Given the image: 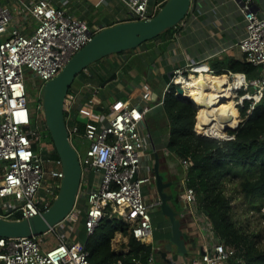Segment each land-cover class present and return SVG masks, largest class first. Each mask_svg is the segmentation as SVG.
<instances>
[{
	"label": "built area",
	"instance_id": "1",
	"mask_svg": "<svg viewBox=\"0 0 264 264\" xmlns=\"http://www.w3.org/2000/svg\"><path fill=\"white\" fill-rule=\"evenodd\" d=\"M120 1L127 8L131 20L149 19L159 6L157 0ZM238 6L244 16L245 34L237 46L245 61L257 66V75L249 78L244 72L229 69L220 72L203 62H191L174 68L167 82V87H175L176 97L179 95L176 89L180 87L183 89L180 96L192 101L188 95V83L192 77L198 78L202 73L217 78L225 76L219 84L231 93L238 121L225 128L227 135L212 136L206 130L216 127L213 124L218 120L203 114L204 129L198 128L196 106L193 127L197 134L219 141L233 139L244 119L258 102L264 100V15L259 16L252 10L250 0H239ZM28 10L37 21L33 31L25 34L17 28L8 30L12 14L8 6L0 3V199L8 198L7 203L12 206L0 204V214L9 218H28L45 210L55 197L62 177L59 158L51 156L53 149L37 142L42 132L32 125L36 113L29 103V76L39 93L43 84L57 75L91 36L86 21L64 12L54 0H36ZM6 31L8 35L3 36ZM83 71L90 75L87 68ZM36 79L39 83H35ZM71 87L64 103L69 137L71 139L78 134L88 142L85 154L80 157L82 168L101 172L98 185L86 195L85 231L92 233L107 214L125 221L129 233L138 241L145 242L153 231L151 208L160 204L159 198L146 200L142 189L151 177L154 179V173L140 172L149 138L141 126L151 109L148 104L152 98L151 89L144 84L137 103L129 99H114L104 104L98 95L100 86L88 81L75 90ZM79 97L83 100L78 102ZM38 107L41 109L40 103ZM74 107V113L82 119V128L69 123V113ZM241 110L245 111L244 115H241ZM48 134L46 131L43 135L48 137ZM43 151H46L44 155H39ZM180 164L184 168L180 191L184 206L178 215L191 218L202 243L200 252L191 254L178 264H231L232 259L239 260L236 248L215 234L206 213L197 204L195 191L187 184V167L192 161L180 157ZM136 172L138 174L132 180ZM38 192L42 195L38 196ZM79 214L75 206L64 220L71 223L78 219ZM48 231L55 235L56 242L51 245L48 242L43 245L40 235L0 236V264H91L82 241L61 236L55 231V226ZM133 260L137 264H156L153 252L147 254L145 261L137 256Z\"/></svg>",
	"mask_w": 264,
	"mask_h": 264
},
{
	"label": "crops",
	"instance_id": "2",
	"mask_svg": "<svg viewBox=\"0 0 264 264\" xmlns=\"http://www.w3.org/2000/svg\"><path fill=\"white\" fill-rule=\"evenodd\" d=\"M35 1L0 0L2 5L10 8L12 14L8 30L10 28H17L25 34H30L33 31L37 21L29 13L28 6L32 5ZM54 1L64 12L86 21L92 32L99 30L103 26L127 20L126 7L120 0ZM238 1L191 0L185 17L178 23L176 28L163 36L147 40L131 50L112 53L89 65L87 69L95 77L92 83L100 86L102 89L103 95L99 94L101 101L104 104H109L114 99H129L133 103H137L140 100L142 86L146 84L151 89L152 98L148 101V104L153 109L157 107L158 103H161L162 94L167 87V80L169 79L168 73L173 71L174 68L185 66L191 62H203L210 69L217 68L224 71L225 69H232L220 67L221 62L228 63L232 60L245 61L243 52L237 46L238 41L245 34L244 16L239 10ZM250 4L252 10L257 15H264V0H250ZM7 35L8 31L4 32L3 36ZM113 72H116L115 78L101 86L104 79L109 77ZM78 76L76 77L80 78L78 82H83L86 79L85 74L80 77ZM162 81L165 85L161 90V95H159L160 91L158 88ZM80 100H83V97H79L78 102ZM226 100L225 98L222 102L225 103ZM151 109L148 111L149 113H153ZM74 112H76V107L69 113V123H76L80 126L82 119L79 116L74 117ZM141 130L144 134H149V138L148 148L142 157L140 172L154 173L157 155L160 174L163 176L164 181L172 182L171 186L165 189L167 192L172 191L174 193L170 203L179 212L184 206V201L181 198V202L175 200V196L180 194L182 190V180L184 177V168L180 164V156L167 148L166 133H160L158 129L149 128L146 118H144ZM74 136L76 137V143L72 144L77 151L82 145H85L87 148V140L78 134ZM86 148L83 151H86ZM100 176L101 172L92 168H85L82 173L76 207L78 202L81 201L83 203V216L87 205V192L98 185ZM148 183L144 185H148L149 190L143 193L146 200L153 201L158 198V195L153 185L154 182ZM83 216H81V222H83ZM151 216L153 231L147 241L152 245L151 252L154 253L155 262L156 264H171V260L168 262L159 252L166 250L165 243L171 234L169 219L161 213L159 205L151 208ZM180 219L181 229L184 232V237L187 239L186 243L190 248V253L185 257L179 256L174 262L175 264L183 262L184 258L186 259L191 254L200 252V243H202L201 239L197 236L196 227L191 218L187 215L180 217ZM59 226L60 224H57L55 228ZM73 227V234L70 232L73 236L72 238L80 240L82 237L80 236L81 228L79 223ZM48 234H51V239L54 238L52 232L45 233L43 237H40L43 245L46 241H49V239L45 240ZM115 237H122L125 243L121 251H127L129 248L127 244L128 237L125 238V235H122L120 232H116ZM173 252L174 250L166 252L167 258L171 259Z\"/></svg>",
	"mask_w": 264,
	"mask_h": 264
},
{
	"label": "trees",
	"instance_id": "3",
	"mask_svg": "<svg viewBox=\"0 0 264 264\" xmlns=\"http://www.w3.org/2000/svg\"><path fill=\"white\" fill-rule=\"evenodd\" d=\"M157 1L159 6L156 11L165 0ZM127 20H130L129 17ZM221 66L244 72L249 78L258 73L257 66L247 61L221 62ZM82 72L78 77L88 75ZM88 76L94 75L90 72ZM78 79L80 78H77V82ZM160 102L153 113H146L147 125L149 128L158 129L160 133H166V146L169 150L192 161L187 167V184L195 191L197 204L206 213L215 234L226 244L236 248V256L240 259H232L231 264H264V248H261L255 239L242 233L232 220V195L225 194L224 185L236 182L235 179L240 175L237 181L238 192L249 200L264 218V100L258 102L251 114L244 119L234 132L233 139L222 141L199 135L194 131L196 110L189 102L174 95L173 85ZM244 114L245 111L241 110V115ZM48 136L50 137V134ZM51 146V156L58 158L52 143ZM79 226L82 237L80 241L89 252L91 264H137L133 257L137 256L145 261L147 254L151 252V243L138 241L129 233L128 224L116 216L106 214L89 234L83 229V222H80ZM116 232L128 237L127 251L113 249L112 240ZM48 236L52 238L51 234ZM184 239L187 241L185 237ZM51 240H54L52 243L56 242L55 239Z\"/></svg>",
	"mask_w": 264,
	"mask_h": 264
},
{
	"label": "water",
	"instance_id": "4",
	"mask_svg": "<svg viewBox=\"0 0 264 264\" xmlns=\"http://www.w3.org/2000/svg\"><path fill=\"white\" fill-rule=\"evenodd\" d=\"M190 4L191 0H165L149 19L124 20L101 27L93 32L88 41L66 61L57 75L43 84L39 96L40 106L53 146L60 160L62 177L51 204L41 213L28 218H9L0 214V236L41 235L62 222L76 206L83 168L79 153L69 137L64 103L67 92L79 73L107 55L131 50L175 27L185 17ZM171 75L172 71L168 73V77ZM115 76L116 72L111 73L109 77L104 79L101 86L114 79ZM176 90L179 94L178 98L189 102L194 108L196 107L188 97L180 96L183 92L182 88L177 87ZM137 174L138 172L134 174L132 180H135ZM153 182L160 199V211L168 217L171 227L168 244H165L166 250L159 252L164 259L168 262L171 260V264H175L174 262L179 256L184 257L190 253V248L183 237L184 232L181 229L179 212L170 203L174 193L165 190L171 186L172 182L164 181L160 174L157 155ZM175 197L176 201H180V194ZM69 238L72 237L69 236ZM172 250L174 252L172 258L169 259L166 252Z\"/></svg>",
	"mask_w": 264,
	"mask_h": 264
},
{
	"label": "rangeland",
	"instance_id": "5",
	"mask_svg": "<svg viewBox=\"0 0 264 264\" xmlns=\"http://www.w3.org/2000/svg\"><path fill=\"white\" fill-rule=\"evenodd\" d=\"M154 1L155 0H153V2ZM126 11H127V8L125 10V13H126ZM128 16L129 15H128V11H127L126 17H128ZM80 73H83V72H80ZM80 73H79V75H80ZM94 78H95L94 76L90 77L87 75L86 79H84L83 82H77V78H76V80H74V82L71 85L72 86L71 89L75 90L88 81L93 82ZM35 83H39V81L36 79ZM164 85H165V83L162 81L160 87L158 88V90L160 91L159 95H161V90L164 87ZM207 87H209V86H207ZM169 88H170V86H168L166 90H168ZM174 89H175V87H174ZM166 90L164 89V92L162 95H164L166 93ZM101 91H102V89L100 88L98 95L99 94L103 95ZM28 96L30 98L29 103L35 109V113H36V116H35L36 118L32 119V125L37 126L38 132H40V133L42 132V136L37 140V142L40 146L47 145L49 148H52L51 137H49V136L47 137V136L43 135L44 132L48 131V129H47L45 121H44L43 111H42V109H40V107H38L39 103H40V100H39L40 92L39 93L37 92V89H36L34 83H32V81H31V76H29V80H28ZM155 110H156V107L151 109V112H154ZM72 124L73 123H70V125H72ZM48 133H49V131H48ZM75 139H76V137L73 136L71 138V142L76 143ZM38 144H37V146H38ZM85 148H86L85 145H82L78 148V152L80 154L79 155L80 157L85 154V151H83ZM45 152L46 151H43L39 155L43 156L44 155L43 153H45ZM83 171H84V169H83ZM239 178H240V175H238L237 178L235 179L236 182H229L227 184L226 183L224 184L225 185V194L227 196L232 195L231 202H230L231 207H232V210H231L232 220L234 221L235 225L242 230L241 231L242 233H246L250 238L255 239L260 244V247L264 248V218L260 216L257 209H255V206H253L252 203L249 202V200L245 199L242 196V194L240 192H238L237 181ZM153 180L154 179L151 177V181L148 184H151L153 182ZM148 187H149L148 185L142 186L143 192L144 191L148 192V190H149ZM41 189L44 190L43 187ZM41 195H42L41 192H38V196H41ZM7 200H9V199L8 198L0 199V204H7L8 205ZM257 203H259V201ZM8 207L11 208L12 206L8 205ZM77 208H78L79 213L82 214L84 206H83V203L81 201L77 203ZM262 210H264V208H262ZM80 214L78 216V219L71 221V223L67 222L66 220L58 223V224H60V226L58 228L56 227L55 230L61 236L65 237V238L69 237V236L73 237L72 236V234H73L72 227L81 222V218H82L81 216H83V214L82 215H80ZM73 229H74V227H73ZM70 232L72 234H70ZM43 235H41L40 237H43ZM46 237H45L46 238L45 240L49 239V241H50V242L49 241H46V242H48V244H50V245L53 244L52 242L54 240L51 241L49 236H46ZM126 237L127 236H125V238ZM53 239H55V237ZM124 243L125 242H123L122 237L113 238V240H112L113 249L116 251L123 250ZM165 244L167 245L168 241Z\"/></svg>",
	"mask_w": 264,
	"mask_h": 264
},
{
	"label": "bare ground",
	"instance_id": "6",
	"mask_svg": "<svg viewBox=\"0 0 264 264\" xmlns=\"http://www.w3.org/2000/svg\"><path fill=\"white\" fill-rule=\"evenodd\" d=\"M155 13L156 12H154V14ZM224 79L225 76L217 78L216 76H212L209 73L206 74L202 73L201 75L198 76V78L192 77L190 83H188L189 86L188 95L192 97L193 99L192 101L198 107V113H197L198 128L202 127L204 129V125L202 124L203 114L210 117V119L215 118L218 120V123L215 121L213 124L216 127H211V129L206 130L207 132H211L212 136L221 137L227 135L225 128L233 126V124H235V122L238 121V112L232 101L231 93L228 91V89L222 87L221 84H219L220 82L219 80L224 81ZM207 86L213 88L206 90V88L204 87ZM225 98L227 100L225 103H223L222 101ZM48 232L50 231H47L45 233Z\"/></svg>",
	"mask_w": 264,
	"mask_h": 264
}]
</instances>
